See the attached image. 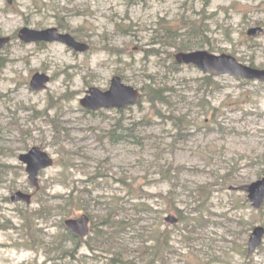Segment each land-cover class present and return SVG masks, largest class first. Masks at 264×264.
I'll return each instance as SVG.
<instances>
[{"label": "rangeland", "instance_id": "rangeland-1", "mask_svg": "<svg viewBox=\"0 0 264 264\" xmlns=\"http://www.w3.org/2000/svg\"><path fill=\"white\" fill-rule=\"evenodd\" d=\"M25 26H58L91 48L81 52L59 41L26 43L19 38ZM256 26L263 31L249 35ZM178 31L179 37L190 35L195 49L232 54L264 68V0H0V35L13 36L1 52L0 163L18 170L0 183V221L17 226L0 228V264H42L47 253L40 243L52 242L61 231L64 215L39 218L42 231L28 246L19 209L34 211L39 198L56 207L74 186L92 190L97 201L109 200L125 195L120 179L166 196L171 186L163 169L172 167L173 174L181 169L174 194L182 208L194 201L200 185L210 198L209 226L192 246L174 235L178 253L172 264H264V241L254 253L243 254L253 228L264 226V204L254 208L238 188L264 177V82L229 74L205 81L207 73L176 61L180 50L167 41L173 43ZM38 72L50 76L40 91L31 86ZM115 75L141 90L155 79L154 88L173 102L158 104L157 110L142 90L138 102L120 109L83 107L87 91L107 90ZM113 135L124 137L113 141ZM34 146L55 159L40 172V189L30 183L19 159ZM13 181L18 185L12 191ZM17 190L32 193V204L13 202ZM150 202L156 209L165 207L161 197ZM84 213L79 209L70 217ZM156 215L143 214L142 224L154 222ZM162 215L177 217L169 211ZM247 228L248 234L242 232ZM88 251L84 244L82 252Z\"/></svg>", "mask_w": 264, "mask_h": 264}, {"label": "trees", "instance_id": "trees-1", "mask_svg": "<svg viewBox=\"0 0 264 264\" xmlns=\"http://www.w3.org/2000/svg\"><path fill=\"white\" fill-rule=\"evenodd\" d=\"M60 26L65 28L62 23ZM118 26L120 27V25ZM165 30L169 31L170 28H165ZM196 32L197 29L191 33L193 40L197 37L195 36ZM178 35L179 31L174 34L173 43L169 40L167 42L178 50L190 51L195 49L197 43L189 42L190 35L186 38ZM210 76L212 79L214 74H207L205 81L208 80L209 82ZM153 81L155 82L150 83L142 90L147 91L149 101L158 110V104H170L173 101L169 99V96L164 95L163 91L155 89L156 80L153 79ZM157 114L161 115L160 113ZM122 137L124 136L113 135L112 140H119ZM16 172L18 170L7 169L4 163H0V183L3 180L8 181L9 176ZM180 172V168L176 169V174ZM176 174H173V167L163 169V178L168 179L171 186L166 196L161 194L150 195L146 188L138 187L127 179H120L119 182L125 186V195H117L118 193H116L114 197L105 201L93 199L91 189V191H82L78 186H74L67 195H62L58 199L62 203L56 207L46 203L44 198H39L40 207L34 211H30L29 208H22L18 212V215L23 219L24 230L28 232L26 235L27 244L31 247L30 243L33 240L36 241L39 232L42 231L37 227L36 220L39 218L47 220L58 212L64 215V222L62 221L61 231L54 235L52 242L40 243L47 253L46 260L42 264H172L173 256L178 253V248L174 244V235L179 233L185 243L192 246L193 243L202 238L205 228L209 226V216L206 212L209 211L207 202L210 198L206 197L207 187L200 185L194 201L189 203L188 207L182 208L177 203L174 194L180 180ZM98 177H104V175L99 173ZM17 185V182L13 181L9 187L13 191ZM87 195L88 197H86ZM193 196H195V191ZM152 197L163 198L165 207L162 210L156 209L150 202ZM190 207L194 210L193 213L188 212ZM105 208H107L106 211ZM79 209L88 213L92 219V233L88 239H82L72 233L65 225V219ZM166 211L176 213L180 224L175 225L174 228L167 226L166 217L162 215V212ZM152 213L157 214L156 220L143 225V214ZM242 221L240 222L244 225L245 223ZM0 228L9 229L17 228V226L8 219L3 222L0 221ZM242 232L248 234L249 229L247 228ZM240 234L242 233L240 232L238 237L241 238ZM84 244L89 250L86 253L82 252ZM243 254L248 256V251L244 249Z\"/></svg>", "mask_w": 264, "mask_h": 264}, {"label": "water", "instance_id": "water-1", "mask_svg": "<svg viewBox=\"0 0 264 264\" xmlns=\"http://www.w3.org/2000/svg\"><path fill=\"white\" fill-rule=\"evenodd\" d=\"M262 27H253L249 30V34H257ZM19 37L24 42L38 41H61L76 51H87L91 45L87 42L78 40L70 32H62L57 26L44 29H37L25 26L20 29ZM12 41L11 35H0V52ZM176 60L182 64H194L206 73L231 74L234 76L257 79L264 81V68L255 67L244 64L232 54L223 53L216 54L207 49H199L193 51H179L175 55ZM50 76L46 73H36L31 81L32 88L40 91L47 87ZM142 97L139 88L123 82L120 75L112 78L111 86L108 90H102L98 87H92L88 90L87 95L81 99V104L91 110L100 108H121L129 104H135ZM20 160L27 165L30 182L40 188L39 174L43 169L54 165V158L39 146L32 147L28 152L20 155ZM248 192V201L253 207L260 208L264 203V177L252 183L244 184L239 187ZM12 201H24L28 204L32 203L33 195L23 190H18L12 195ZM167 221L175 223L178 218L168 216ZM91 218L88 214H83L80 218L69 217L65 220L67 228L85 238L90 233ZM264 226L258 225L254 228L249 239L248 252L253 253L263 242Z\"/></svg>", "mask_w": 264, "mask_h": 264}, {"label": "flooded vegetation", "instance_id": "flooded-vegetation-1", "mask_svg": "<svg viewBox=\"0 0 264 264\" xmlns=\"http://www.w3.org/2000/svg\"><path fill=\"white\" fill-rule=\"evenodd\" d=\"M0 62H1V57H0Z\"/></svg>", "mask_w": 264, "mask_h": 264}]
</instances>
